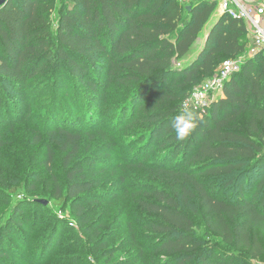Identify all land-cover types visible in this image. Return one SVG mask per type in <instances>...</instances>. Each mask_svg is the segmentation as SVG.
<instances>
[{"label":"trees","instance_id":"trees-1","mask_svg":"<svg viewBox=\"0 0 264 264\" xmlns=\"http://www.w3.org/2000/svg\"><path fill=\"white\" fill-rule=\"evenodd\" d=\"M216 4L64 0L57 7L55 0H8L0 8V86L26 94L42 110L43 131L61 136L52 140L68 182L60 200L97 201L78 158L82 133L102 125L100 102L112 89L117 101L108 111L113 137L106 154L129 151L149 177L136 201L145 215L127 221L126 231L146 228L137 239L153 243L137 245L133 257L128 250L121 264L143 261L146 250L162 253V264H264V49L246 57L207 109L183 106L194 86L250 45L243 21L222 15L196 57L178 66ZM32 80L36 85L26 89ZM7 102L0 95L1 113ZM185 109L199 119L181 142L171 121ZM121 129L131 136L126 142L115 137ZM46 153L43 165L57 182L50 147ZM4 184L10 194L12 184Z\"/></svg>","mask_w":264,"mask_h":264},{"label":"rangeland","instance_id":"rangeland-1","mask_svg":"<svg viewBox=\"0 0 264 264\" xmlns=\"http://www.w3.org/2000/svg\"><path fill=\"white\" fill-rule=\"evenodd\" d=\"M63 2L55 0L57 7ZM218 13L216 4L178 66L189 63L203 48ZM220 66L221 63L216 70ZM205 78L201 77L200 81ZM33 85L36 80L30 81L26 89ZM111 94L109 86L105 100L100 102L103 123L86 130L87 134L82 133L78 158V166L85 169L86 179L93 183L90 196L97 201L95 204L73 203L68 198L59 199V194L64 196L68 182L63 154L52 140L61 136L43 131L42 110L36 109L26 94L0 86V95H6L9 100L5 112H0V121L3 119L0 125V264H121L128 250L132 257L139 253L137 245L153 248L152 242L137 239L146 235V228L140 227L134 233L126 231L127 221L136 223L145 215L136 201L142 196L141 189L149 177L146 170L131 160L129 151L106 154L107 141L113 137V132L107 131L113 128L108 111L117 101ZM101 131H106L105 135ZM36 134L41 136L39 144H33ZM128 134L121 129L115 137L126 142L131 137ZM48 147L53 154L51 167L57 182L50 178L43 165ZM155 151L154 147L144 161L150 160ZM3 181L12 184L10 194ZM40 199L48 203L36 202ZM77 205L83 208L81 212ZM18 209L24 210L22 216L15 215ZM13 216L23 224L10 225ZM120 246L123 248L108 258L109 251ZM163 261L162 253L146 250L145 259L136 264H162Z\"/></svg>","mask_w":264,"mask_h":264},{"label":"built area","instance_id":"built-area-1","mask_svg":"<svg viewBox=\"0 0 264 264\" xmlns=\"http://www.w3.org/2000/svg\"><path fill=\"white\" fill-rule=\"evenodd\" d=\"M188 6L193 0H177ZM222 15L243 21L250 37V45L244 55L226 59L211 77L196 85L184 100V107L204 111L216 97L222 94L224 83L239 71L246 57H253L264 49V0H216ZM214 96V97H212Z\"/></svg>","mask_w":264,"mask_h":264},{"label":"clouds","instance_id":"clouds-1","mask_svg":"<svg viewBox=\"0 0 264 264\" xmlns=\"http://www.w3.org/2000/svg\"><path fill=\"white\" fill-rule=\"evenodd\" d=\"M198 119V113L192 109H185L176 115L171 121V126L176 134V139L183 142L189 138L197 127Z\"/></svg>","mask_w":264,"mask_h":264},{"label":"water","instance_id":"water-1","mask_svg":"<svg viewBox=\"0 0 264 264\" xmlns=\"http://www.w3.org/2000/svg\"><path fill=\"white\" fill-rule=\"evenodd\" d=\"M7 1H8V0H0V8L3 7V6L7 3ZM186 7H187V9H189L190 6L188 5V6H186ZM221 16H222V14H221ZM216 22H217V21H216ZM216 22H215V23H216ZM215 23H214V24H215ZM214 24H213V25H214ZM213 25H212V26H213ZM207 35H208V34H207ZM36 202H38V203H42L43 205H46V204L48 203V201H47V200H44V199L36 200Z\"/></svg>","mask_w":264,"mask_h":264},{"label":"crops","instance_id":"crops-1","mask_svg":"<svg viewBox=\"0 0 264 264\" xmlns=\"http://www.w3.org/2000/svg\"><path fill=\"white\" fill-rule=\"evenodd\" d=\"M221 16V13H220V11H219V13H218V15L216 16L217 18H215V21H213L212 23L214 24L217 20H218V18Z\"/></svg>","mask_w":264,"mask_h":264}]
</instances>
